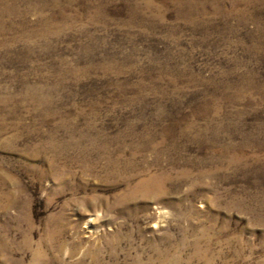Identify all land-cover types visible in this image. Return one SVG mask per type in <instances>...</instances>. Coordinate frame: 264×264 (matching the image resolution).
I'll return each mask as SVG.
<instances>
[{
	"label": "rangeland",
	"instance_id": "374dc122",
	"mask_svg": "<svg viewBox=\"0 0 264 264\" xmlns=\"http://www.w3.org/2000/svg\"><path fill=\"white\" fill-rule=\"evenodd\" d=\"M0 5V264H264V0Z\"/></svg>",
	"mask_w": 264,
	"mask_h": 264
},
{
	"label": "bare ground",
	"instance_id": "6f19581e",
	"mask_svg": "<svg viewBox=\"0 0 264 264\" xmlns=\"http://www.w3.org/2000/svg\"><path fill=\"white\" fill-rule=\"evenodd\" d=\"M7 1V0H6ZM3 3V0H1V4ZM1 6V5H0ZM5 8V7H3ZM2 9V8H1ZM8 10V8H7ZM13 10V9H12ZM9 11V10H8ZM2 12V11H1ZM4 12V11H3ZM6 12V11H5ZM15 12V11H14ZM19 13V12H18ZM1 14V13H0ZM10 14V13H9ZM8 14V15H9ZM20 14V13H19ZM24 14V13H23ZM7 15V16H8ZM12 16V15H11ZM3 17V16H2ZM14 18V17H13ZM3 23V22H2ZM38 36V35H37ZM81 138V137H80ZM84 138V137H83ZM97 138V137H96ZM85 139V138H84ZM83 139V140H84ZM91 139V138H90ZM109 139V138H108ZM88 140V139H87ZM98 140V139H96ZM106 140V139H105ZM95 141V140H94ZM81 142V141H80ZM79 142V143H80ZM99 142V141H97ZM111 142V141H110ZM120 142V141H119ZM95 143V142H94ZM100 143V142H99ZM76 144V143H75ZM96 144V143H95ZM101 144V143H100ZM113 144V142L111 143ZM110 144V145H111ZM79 145V144H78ZM99 145V144H98ZM102 145V144H101ZM108 145V144H107ZM77 146V145H76ZM153 146V145H152ZM111 146L109 147H104V149L101 150L100 148V151H98V148L96 146H94L93 143L88 142L87 146L86 147H83L85 149L82 148V150L80 151V153H78L79 155L78 156H82V154L86 153V152H95L96 154H109V156L107 155V171H105L106 173L108 172L109 175L115 177V178H119V179H123V178H127L129 179L128 180V183H127V186L129 187H132V185L134 186L133 188H135V190H129L130 193H126L124 195V198H133L136 196H148L149 198H153V199H161L164 197L165 193H166V190H165V187L167 185V183L171 180V178L169 176H171L169 173H165V175H162V174H159V175H148L147 177H140L141 173L139 170H137L135 168V162H136V158H132V159H128V160H125V158H123V156L121 155V151L123 152V150L121 149H118V154L115 155L113 154V150L112 148H110ZM122 147V146H121ZM119 147V148H121ZM155 147V146H154ZM103 148V147H102ZM149 149L153 150L154 148L153 147H149ZM159 149V148H158ZM135 151L137 152H140L142 149H139V148H135L134 149ZM155 150V149H154ZM75 151H78V150H75ZM89 154V153H88ZM125 154V152H124ZM71 155V154H70ZM77 156V155H76ZM85 157V156H84ZM77 158V157H76ZM83 158V157H82ZM87 158V157H86ZM85 158V159H86ZM90 159V158H89ZM92 159V158H91ZM100 159V157H99ZM105 159V157H104ZM80 160V159H79ZM83 160H80L82 163H83ZM88 160V159H87ZM86 160V161H87ZM105 162V161H104ZM93 165V164H92ZM106 166V165H105ZM100 169V168H99ZM103 169V168H102ZM143 170V169H142ZM167 174V175H166ZM124 175H127L124 176ZM169 175V176H168ZM137 179L138 182L136 184H132V182ZM136 180V181H137ZM133 191V192H132ZM160 214H166V212H163V211H159Z\"/></svg>",
	"mask_w": 264,
	"mask_h": 264
}]
</instances>
